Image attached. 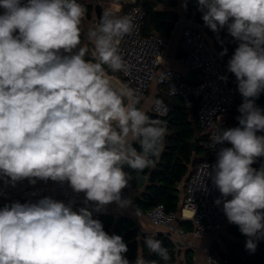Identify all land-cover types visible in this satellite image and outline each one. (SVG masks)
<instances>
[{
  "label": "clouds",
  "instance_id": "obj_1",
  "mask_svg": "<svg viewBox=\"0 0 264 264\" xmlns=\"http://www.w3.org/2000/svg\"><path fill=\"white\" fill-rule=\"evenodd\" d=\"M197 3L208 28L226 27L239 42L228 61L244 98L239 126L213 135V145L232 147L219 150L208 176L221 194L214 203L223 204L254 253L264 239V164L252 167L264 157V136L257 135L264 113L255 105L264 92V0ZM0 8V178L13 187L25 179L68 182L97 212L113 203L130 207L122 191L132 176L124 166L138 175L154 168L167 134L164 122L139 107L140 95L127 85L114 87L106 71L125 68L119 44L132 21L104 8L87 32L94 48L86 60L81 26L87 9L77 0H0ZM145 244L168 264L160 240L149 237ZM127 252L123 238L109 235L87 208L74 211L71 203L46 197L0 209V264H130ZM134 264L158 261L138 254Z\"/></svg>",
  "mask_w": 264,
  "mask_h": 264
},
{
  "label": "built area",
  "instance_id": "obj_2",
  "mask_svg": "<svg viewBox=\"0 0 264 264\" xmlns=\"http://www.w3.org/2000/svg\"><path fill=\"white\" fill-rule=\"evenodd\" d=\"M23 2L26 3L27 0ZM3 11L0 8V14H3ZM120 16H126L132 21L133 30L120 41L119 54L123 58L125 68L115 73H119L130 83L131 88L140 95L141 102L145 100L151 85L156 83L158 87L165 86L169 95L180 96L187 106L196 105L197 125L204 137L201 144L209 154V159L202 161L192 172L179 213L168 212L162 204L147 211L136 205V216L145 218L155 227L164 228L163 233L174 241L179 254V250L190 248L192 244L188 242L189 235L177 221L178 218L191 223L192 230L189 234L193 238H206L216 234L224 228L227 221L223 204L217 206L214 203L217 198H221V194L208 175L217 161L219 150L229 144L225 142L213 145L212 140L217 131L228 129V120L235 106V96L227 79L228 63L223 62L218 54L213 52V45L201 30L195 27L184 28L180 47L186 72L190 69L201 71L196 75L199 84H190L186 81V72L163 67L169 41L157 34L143 36L145 10L141 5L127 8ZM78 50L79 48L74 50V53ZM87 57H91V54L86 53L85 58ZM148 112L165 117L169 109L165 103L156 100ZM122 196L130 197L134 203L132 182L130 188L122 191ZM46 197L65 204L71 203L74 211L82 207L87 208L96 220L106 214L105 208L97 212L93 202H85V194L74 192L68 182H56L48 187L25 186L15 192L0 178V209L17 202L37 203ZM155 236V233H151L149 237ZM206 258L209 264H227L226 259L215 258L209 253ZM178 264H181V260Z\"/></svg>",
  "mask_w": 264,
  "mask_h": 264
},
{
  "label": "trees",
  "instance_id": "obj_3",
  "mask_svg": "<svg viewBox=\"0 0 264 264\" xmlns=\"http://www.w3.org/2000/svg\"><path fill=\"white\" fill-rule=\"evenodd\" d=\"M133 5H141L145 10L143 36L157 34L170 40L176 23L179 21V14L172 10L162 11L160 8H174L178 5V0H134L128 4L125 10ZM186 5L187 18L193 19L203 29L220 59L228 63L239 42L231 36L226 27L218 33L208 28L202 20V12L198 9L197 0H186ZM225 49L227 50L226 54L221 55ZM89 58L92 57L85 59L89 60ZM108 72L110 75L112 73L120 75L109 70ZM122 78L126 82L125 85L131 88L130 83L124 77ZM227 79L235 96V106L230 114L227 128H233L239 126L237 117L241 113L238 108L243 103L244 98L238 91L234 74L227 71ZM160 88H162V92H160L158 98L168 107L169 113L165 117L150 112L147 115L151 119L164 122L167 126L163 151L156 161L155 167L145 169L144 173L138 175L135 170L128 168L126 165L124 168L132 176L134 202L141 210L147 211L162 204L168 212L177 214L180 211V185L190 173L189 180L192 172L202 161L209 159V154L201 144L204 137L197 125V106L189 107L180 96L169 95L165 86ZM142 105L143 103L140 102L139 107H142ZM255 105L264 113V92H261L259 97L255 99ZM168 121L170 122L168 123ZM257 135L264 136V131H258ZM133 146L138 151L140 150L139 144L134 143ZM228 147H232V145L229 143ZM262 164H264V157H258L252 167L259 169ZM144 174L148 175L147 181L142 178ZM99 221L109 235H120L123 238L128 245V252L124 255L130 261V264H134L138 254H142L148 261L155 260L158 261V264H164L159 256L149 251L145 244L146 237L140 236V230L135 227L132 220L127 218L115 220L112 216L104 215ZM180 224L191 225L190 222H181ZM228 231L234 239L226 241L227 253H221L220 256L216 252V254L212 252V256L226 259L227 264H264V239L257 241V248L252 253L247 251L243 245V240L248 238L241 234L238 225L231 226ZM154 239L160 240L162 246L167 248L171 257L168 264H178L180 255L177 254L174 241L164 233H158ZM181 264H197L192 249L187 250Z\"/></svg>",
  "mask_w": 264,
  "mask_h": 264
},
{
  "label": "crops",
  "instance_id": "obj_4",
  "mask_svg": "<svg viewBox=\"0 0 264 264\" xmlns=\"http://www.w3.org/2000/svg\"><path fill=\"white\" fill-rule=\"evenodd\" d=\"M134 0H132L133 2ZM78 3H81L84 5L87 9L85 17H87L85 20L87 21V27L90 29L92 26L96 25L99 23V19L102 16V13L104 11V8L111 7L115 10V14L117 16L122 15V13L125 11V8L128 6L130 2H123L121 0H96L95 3L92 2V0H77ZM186 3V0H178V5L174 8H166V7H161L160 10L165 11V10H172L175 11L179 14V21L176 23L175 29L172 32V36L170 38L169 43H168V49L167 53L164 59V68L168 69H174L177 71L181 72H186V68L183 64L182 61V52H181V38H182V33L183 29L186 27H195L201 32H203V29L200 28L193 19H188L187 18V9L183 6ZM84 22V21H83ZM82 22V43L81 45H87L88 39H87V32L85 30V27ZM204 33V32H203ZM205 34V33H204ZM171 45V46H170ZM170 46V47H169ZM62 55H68V53H61ZM156 83H153L151 85L150 90H152L153 85ZM149 90V92H150ZM162 92V88L158 87L156 84V87L153 88L152 93H150L149 98H148V106L146 107L145 111L148 114L149 108L151 105L154 103V101L158 100L163 102L161 99L158 98V95ZM149 94V93H148ZM164 103V102H163ZM190 174V173H189ZM185 178V180L182 182L180 185V208L183 203L184 197H185V192H186V185H187V180L188 176ZM55 181L48 180L47 182L45 181H37L36 184H30L29 181H23L22 183H16V185L13 187L11 184H9V187L12 191H19L25 186H52L55 184ZM228 199H231V197H228ZM135 209H136V203H132V205L128 208L121 209L119 208L116 204L114 205H108L105 207V212L107 216H112L115 218V220H119L121 218H127L133 221L135 224V227L140 230V236H145L146 239L149 238L151 233H155L157 235L158 233H163L165 230L164 228H159L155 227L152 224H150L145 218L141 217L138 218L135 214ZM182 223L184 222H189L186 220H182ZM180 222V223H181ZM181 225V224H180ZM235 224L229 223V221H226V229L223 231V233H216L212 234L206 238H193L189 234L191 232V225L186 224V225H181L184 230L188 233L189 238L188 242L192 244V247L187 248V249H182L181 251L179 250V257L181 262L184 261L185 254L188 249H192L195 254V261L197 264H209L207 262L206 254H212V252H216L217 255L221 256V253H227V243L226 241L234 239L232 234L229 233V228ZM177 247V246H176ZM178 251V250H177ZM215 253V254H216ZM213 255V254H212Z\"/></svg>",
  "mask_w": 264,
  "mask_h": 264
},
{
  "label": "rangeland",
  "instance_id": "obj_5",
  "mask_svg": "<svg viewBox=\"0 0 264 264\" xmlns=\"http://www.w3.org/2000/svg\"><path fill=\"white\" fill-rule=\"evenodd\" d=\"M121 1H123V2H130V1H131V2H132V0H121ZM92 2L95 3L96 0H92ZM86 18H87V17H85V19H86ZM85 19L83 20V21H84V22H83V25H84V27H85L86 32H88L89 28L87 27V23H86L87 21H86ZM93 27H95V26L93 25L92 28H93ZM170 46H171V45H170ZM170 46H169V47H170ZM91 59H92V58H89V60H91ZM86 60H87V59H86ZM106 71H108L107 68H106ZM108 73H109V72H108ZM109 76H110L111 79H112L113 86L116 87V88L123 87V86L125 85V83H126V82L123 81V78H122L120 75H118V74H113V73H112V75L109 74ZM154 87H156V84L153 85V88H154ZM153 88H152V90H153ZM152 90H150V92H148L149 94L147 93V96H146L145 100L142 101L143 105H142L141 108L144 109V110H145L146 107L148 106V101H147V100H148V98H149L150 93H152ZM23 181H27V179H25V180H23ZM23 181H20V182H18V183H22ZM225 225H226V224H225ZM226 227H227V226H224V228H223L222 230L225 231ZM223 231H220L219 233H221V232L223 233ZM219 233H218V234H219ZM245 244H246V240H243V245L245 246ZM227 247H228V246H227ZM215 256H217V255H215Z\"/></svg>",
  "mask_w": 264,
  "mask_h": 264
},
{
  "label": "water",
  "instance_id": "obj_6",
  "mask_svg": "<svg viewBox=\"0 0 264 264\" xmlns=\"http://www.w3.org/2000/svg\"><path fill=\"white\" fill-rule=\"evenodd\" d=\"M88 48L90 49V51L87 54H91V49L94 48V45H92L90 42L87 44ZM213 52L217 53L216 49L213 48ZM200 70L199 69H190L186 72V81L190 84H199V80L197 79L196 75L200 74ZM170 121H168L169 123ZM189 177V176H188ZM177 221L180 223L181 220L180 218L177 219Z\"/></svg>",
  "mask_w": 264,
  "mask_h": 264
},
{
  "label": "bare ground",
  "instance_id": "obj_7",
  "mask_svg": "<svg viewBox=\"0 0 264 264\" xmlns=\"http://www.w3.org/2000/svg\"><path fill=\"white\" fill-rule=\"evenodd\" d=\"M186 214H189V212H186Z\"/></svg>",
  "mask_w": 264,
  "mask_h": 264
}]
</instances>
